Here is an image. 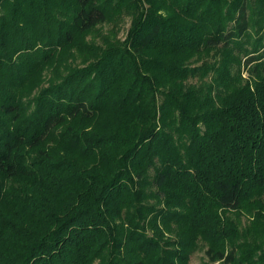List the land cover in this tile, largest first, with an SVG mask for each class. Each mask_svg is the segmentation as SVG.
I'll return each instance as SVG.
<instances>
[{"label":"trees","instance_id":"obj_1","mask_svg":"<svg viewBox=\"0 0 264 264\" xmlns=\"http://www.w3.org/2000/svg\"><path fill=\"white\" fill-rule=\"evenodd\" d=\"M137 1L0 0V264H264V0Z\"/></svg>","mask_w":264,"mask_h":264},{"label":"rangeland","instance_id":"obj_2","mask_svg":"<svg viewBox=\"0 0 264 264\" xmlns=\"http://www.w3.org/2000/svg\"><path fill=\"white\" fill-rule=\"evenodd\" d=\"M130 3L135 4L138 8H132L128 10H123L119 16L115 20L106 22L102 25L96 27L91 35L87 37V40L97 46L99 49H105L109 44L111 45H119L127 36L128 30L131 26L132 20L134 16L138 13L139 10H143L146 8V5H139L137 0H129ZM264 53V48H263ZM219 55L210 53L207 56H204L202 60L196 62L192 67L195 66H203V64H213L218 60ZM208 78H204L206 82L209 81ZM248 77V73L243 71V78L246 79ZM191 83H199V79L193 78L190 79ZM44 84L43 86H45ZM162 100L161 96H157V101L160 103ZM234 219H237L239 225V231H245L252 220L250 214H246L243 212H239V214H234L230 216ZM207 249V243L203 240H199L197 242V246L195 250L190 254L188 264H219V262H211L205 254Z\"/></svg>","mask_w":264,"mask_h":264}]
</instances>
